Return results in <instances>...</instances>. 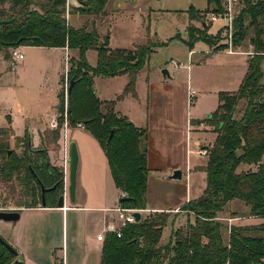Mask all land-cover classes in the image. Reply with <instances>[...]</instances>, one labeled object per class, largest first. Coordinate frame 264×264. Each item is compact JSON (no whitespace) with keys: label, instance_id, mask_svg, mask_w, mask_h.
<instances>
[{"label":"trees","instance_id":"16d2710c","mask_svg":"<svg viewBox=\"0 0 264 264\" xmlns=\"http://www.w3.org/2000/svg\"><path fill=\"white\" fill-rule=\"evenodd\" d=\"M110 0H80L76 12L106 18ZM200 12L187 11L188 46L197 41L212 46L221 34H208L210 14H222L226 0H207ZM66 0H0V52L20 46L66 48L69 55L67 79L69 94L61 77L58 95L57 127L43 134V146L32 147L29 132L15 138L12 127L0 128V184L20 195L18 207H43L42 186L56 187L46 193L45 207L56 208L65 192L64 166L52 164L51 145L61 140L65 121L68 128L82 127L99 143L107 157L115 186L127 200L124 208L146 210L149 168L145 140L147 129L116 111L114 101H101L96 92L97 77L111 78L128 74L130 82L125 94L135 93L137 75L145 67L153 45L132 50L111 49L109 36L102 37L95 25L78 28L66 18ZM207 19V20H206ZM199 22L201 28L194 25ZM187 42V41H186ZM249 67L238 91L219 94L218 109L206 117V123L216 134L207 150L206 189L201 197L184 204L180 210L192 214L189 222L172 232L167 244H162L165 228L171 222L167 212L142 215L140 222L129 224L121 237L109 233L103 242L101 264H264V222L255 226H229L221 214L233 201L243 203L245 214L232 213V218L252 217L264 220V0H239L235 5L233 48L249 51ZM227 49L226 45L215 51ZM89 50L98 52V66L92 68L86 60ZM11 59L10 52L6 60ZM65 114L67 116L65 117ZM246 167L245 171L240 170ZM21 212V209L17 210ZM228 237L224 236V231ZM16 250V249H15ZM17 258L0 243V264H14Z\"/></svg>","mask_w":264,"mask_h":264},{"label":"rangeland","instance_id":"374dc122","mask_svg":"<svg viewBox=\"0 0 264 264\" xmlns=\"http://www.w3.org/2000/svg\"><path fill=\"white\" fill-rule=\"evenodd\" d=\"M183 7L187 10L190 7L204 9L207 7V0H148V5L145 8L137 7V9H126L119 12L108 10V16L99 19L94 16L82 15L76 12L77 7H74L70 11L68 23L76 28L86 24H89V28H93L95 25L102 37L109 36L111 49L132 50L137 46L153 45L152 53L148 57L145 67L136 77L134 94H125L126 87L130 82L128 74L111 78L97 77L95 79L98 98L104 102L114 101L116 111L118 110L128 119L133 116L136 125L143 129L148 128V119L151 120L152 124H155L161 116H166V108L169 107L172 100H176L178 97L181 99L177 95V89L172 85L175 79L182 84L192 83V88L197 91L198 97L189 110V116L196 120L192 122L195 128L192 130L187 144H189L191 152L188 167L194 169L201 164L206 165L207 160V156H201L198 144L204 143L203 149L208 148L216 137L211 127L206 123V115L213 114L218 109L220 93L238 91L240 83L248 72L250 56L247 53L253 52V47L251 46L247 52H244V49L235 51L233 48L236 54L230 55L226 40L227 33L224 30L225 23L216 21L211 24L209 19H206L210 25L208 34L211 36L221 34L222 41L215 40L213 41L215 45L210 46L199 40L193 49H190L187 45L188 41L191 43L197 38L190 40L188 36L189 15L186 12H180ZM208 16L207 18H209ZM194 25L201 28V24L197 21L194 22ZM222 45H226L227 49L222 52L215 51ZM28 47L21 46V51L26 57L29 52ZM210 48H213V51ZM190 50L193 52L189 55ZM9 52H0V124L5 115L10 114L13 118H17L18 128L19 120L23 119L21 114L28 117L34 115L37 118L39 115H43L41 102L44 98L39 99L41 86L44 88L42 93L48 95L47 104H50L49 108L56 105L58 100L54 92V73L47 76L48 70L36 67L28 70L23 76L19 74L21 71L19 64L13 70L12 60H6ZM210 52L213 53L210 54ZM60 55H62L61 52ZM70 57H77V54L73 53L72 55L71 52ZM59 59L63 64L61 69L63 74L67 60ZM86 60L90 67L96 68L99 60L98 52L89 50L86 53ZM164 70L169 71L170 77L165 78L164 85L163 83L160 85L157 79L163 77L162 72ZM20 75L21 78L18 79ZM9 84L12 85L11 88L8 87ZM63 88L67 93L69 82L66 77ZM167 99H169L168 103ZM161 103H165V107L162 109L157 107ZM17 112L19 115L15 114ZM57 119L58 114L56 121ZM62 131L65 133V129ZM63 132L61 136L65 138ZM66 139H68L69 144L72 142L76 144L79 154L77 184L79 181L85 183L89 166H98L101 188V166H108V163L94 137L85 129L67 127ZM92 142H95V145ZM15 144L12 148L20 153L21 149L16 148ZM184 167L186 168V166ZM150 168L155 169V171L153 170L154 172L152 171V175L149 177L148 204L152 207L159 205L169 207L173 204H180L186 192L187 173H183L181 181H170L167 177L178 168L166 165L150 166ZM246 169V167H241L240 170L245 171ZM64 173L65 194L68 185L66 180L68 173L65 172V164ZM192 174V190L197 195L199 191L204 190L206 175L199 170L193 171ZM20 200L18 192L13 194L7 186L0 184V211L9 212L24 209L17 205ZM237 203L242 204L239 201ZM234 204L230 203L225 208L224 214L231 210ZM144 214L146 215V213ZM149 214L153 213H147V215ZM171 234V227L168 226L165 229L163 239L165 241L170 240ZM226 235L225 229L224 236Z\"/></svg>","mask_w":264,"mask_h":264},{"label":"crops","instance_id":"0c3cea01","mask_svg":"<svg viewBox=\"0 0 264 264\" xmlns=\"http://www.w3.org/2000/svg\"><path fill=\"white\" fill-rule=\"evenodd\" d=\"M147 5L148 0H110L107 5V11L119 12L120 10L137 9V7L145 8ZM206 8L195 9L204 11ZM187 11L188 10L183 7L180 12L187 13ZM27 49H29L27 57L25 56L24 60L19 63L21 67L19 74L24 76L28 70H32L36 67H42L48 70L49 73H47V76L54 73V92L58 103L51 106L50 109V104H47L48 95L42 93L44 88L41 86L39 99L44 98L41 102L43 106V115L41 114L37 118L34 117V115L28 117L21 114L23 119L19 120V127L17 128V118H13L12 115L6 114L0 124V128L12 127L15 133V137L11 140L12 146L15 144L16 137L23 138L25 134L29 132L32 140V147L34 149H39L43 146L42 138L44 132L48 129L53 130L55 128L53 122L56 121L57 106L59 104L58 95L62 88L60 81L61 77L65 75V69L62 74L61 69L63 64L59 58L67 60L66 58L70 55L71 51L66 48H43L34 46H29ZM210 50L213 51V48H210ZM60 52L62 55H60ZM192 52L193 50H190L189 55ZM212 53L213 52H210V54ZM234 54L236 53H230V55ZM180 67L179 65V68ZM21 75L18 79L21 78ZM157 82L160 83V85H162L161 83L164 85V76L157 79ZM172 85L177 89V95L180 96L181 99L178 97L176 100H172V103L166 108V116H161L155 124H152L151 120L148 119V133L144 144L147 150V163L150 170L149 177L152 175V171H155V169H151L150 166L166 165L174 166V168L178 169L182 167L185 169H181L183 173H187L186 192L180 204H173L169 207L160 205L152 207L148 204L147 200V213H170L171 222L168 226L171 227V231L173 232L176 229L185 227L189 222L194 223V216L180 209L184 204L202 196L206 189L207 173L203 170L205 166L203 164L194 167V169H189L188 167L191 152L187 141H189V136L195 128L192 122L196 120L189 116L190 106L192 105L189 104L188 96L190 90H194L192 88V83L182 84L179 80L175 79ZM11 86L12 85L9 84L8 87L11 88ZM168 100L169 99H167V103ZM157 107H161L160 109H162L165 107V103H161L157 105ZM119 113L122 115L121 112ZM15 114L19 115L18 112ZM208 115H206V117ZM129 119L136 127L141 128L139 125H136V120L133 116ZM197 121L199 120L197 119ZM78 128L84 129L82 127ZM65 134L66 132L64 136ZM215 138L216 137H214V141ZM66 142L68 143V151L65 150V138L61 137L58 145L50 146L49 156L53 165L64 166L65 164V172L67 171L68 173V139H66ZM92 143L95 145V142ZM96 143H98L97 140ZM185 144L186 146H184ZM198 146L199 148H203L204 143H199ZM101 152L104 153L102 148ZM106 161L108 163L107 157ZM184 166H186V168ZM97 168L98 166H89L85 183L83 181L78 182L75 203H72L67 197L63 209L57 207L21 209V218L16 224L0 221V235L8 244L18 251L19 257L23 260V264H101L103 242H99L97 236L109 225L111 219L107 210L119 205L121 192L115 186L109 164L108 166H101L100 188V172ZM197 170L205 173L206 184L204 190L199 191L197 195H195L192 190L193 184L191 181L193 171ZM66 175L68 183V174ZM231 203H235L234 207L227 211L226 214L223 212L220 215L221 220L229 226H255L264 222L263 219L252 217L232 218L230 216L232 213L245 214L248 208L243 203L239 205L237 201ZM226 236L228 237V233ZM168 242L169 240L165 241L162 238V244H167Z\"/></svg>","mask_w":264,"mask_h":264},{"label":"built area","instance_id":"2783aa9c","mask_svg":"<svg viewBox=\"0 0 264 264\" xmlns=\"http://www.w3.org/2000/svg\"><path fill=\"white\" fill-rule=\"evenodd\" d=\"M239 0H226V7L225 11L222 14H210L208 17L209 21L211 23H214L216 21H222L225 23L224 30L227 33V43L229 47V53H234L233 51V33H234V15H235V5L238 3ZM81 3L79 0H66V5H65V12H66V18L68 20L70 16V11L73 10L74 7H80ZM68 50V49H67ZM10 54H11V60H12V67L13 70L15 69L16 65L21 63L25 56L24 53L21 51V46L20 47H15L10 49ZM253 52L247 53L248 56H253ZM69 71V55L67 56V63H66V68H65V75L67 79V74ZM68 81V79H67ZM198 96L197 91L195 90H190L188 100L189 104L192 105L196 98ZM67 114H65V117ZM54 126L57 127V122L54 121ZM67 122L65 121L64 129L65 132L67 130ZM65 150L68 151V143L66 142V134H65ZM200 154L203 157H206L207 155V150L200 148ZM67 194V191L65 195ZM124 195L121 194V198H123ZM108 214L110 215V223L109 225L103 230L102 233H100L97 236V240L99 242H104L106 239V235L109 233L115 234L118 237H121L122 235V230L129 224H135L136 218L134 216L135 213L139 212L142 215L144 213L147 214V210H136V209H129V208H124L120 205L107 210Z\"/></svg>","mask_w":264,"mask_h":264},{"label":"water","instance_id":"95a60500","mask_svg":"<svg viewBox=\"0 0 264 264\" xmlns=\"http://www.w3.org/2000/svg\"><path fill=\"white\" fill-rule=\"evenodd\" d=\"M80 1V0H79ZM164 78L170 77L169 71L164 70L162 72ZM73 86V81L71 82L70 88L67 90V94L71 91ZM209 114L208 116H210ZM68 187H67V194L61 196L57 202V208L63 209L65 207V202L67 197L70 199L72 203L76 201V188H77V172L79 167V154L77 151V146L75 143L69 144V152H68ZM170 181H181L183 179V171L181 169H176L172 172L171 175L167 177ZM56 187L51 189H46L42 186V198H43V207H45V195L46 193L54 190ZM126 198H122L121 202L126 201ZM136 218V222H140L142 219V214L137 212L134 214ZM21 218V213L18 211H0V221L6 223L16 224ZM0 243L8 250V252L16 257L14 264H23V260L19 257V253L15 248H13L10 244H8L1 236H0Z\"/></svg>","mask_w":264,"mask_h":264}]
</instances>
